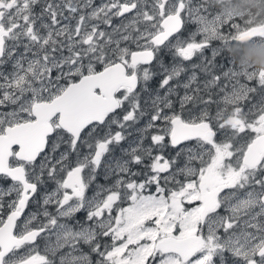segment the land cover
I'll return each instance as SVG.
<instances>
[{
  "label": "snow or ice",
  "instance_id": "6c2138e0",
  "mask_svg": "<svg viewBox=\"0 0 264 264\" xmlns=\"http://www.w3.org/2000/svg\"><path fill=\"white\" fill-rule=\"evenodd\" d=\"M211 7L0 0V264H264V70L229 53L264 26Z\"/></svg>",
  "mask_w": 264,
  "mask_h": 264
},
{
  "label": "rangeland",
  "instance_id": "374dc122",
  "mask_svg": "<svg viewBox=\"0 0 264 264\" xmlns=\"http://www.w3.org/2000/svg\"><path fill=\"white\" fill-rule=\"evenodd\" d=\"M97 4L101 2V0H96ZM195 2H199V0H195ZM213 7L210 8V11L213 13H218L225 20L229 18L238 19L240 21H246L248 23L244 24L243 27H251L253 25H258L264 23V0H210ZM222 31L225 34H228L232 29L228 25H225ZM213 47H221L222 42L214 41ZM243 47L242 43H234L229 50L231 52L236 50V48ZM247 47L245 55L243 58H240L237 61L236 55L231 54L234 58L235 62L238 65L243 66L245 68H255L258 70H264V42L262 43H253V45H244ZM211 55V49L206 50L205 55ZM259 54H261L259 56ZM226 61H222L219 65L223 70H227L230 66L226 64Z\"/></svg>",
  "mask_w": 264,
  "mask_h": 264
},
{
  "label": "flooded vegetation",
  "instance_id": "af4514ba",
  "mask_svg": "<svg viewBox=\"0 0 264 264\" xmlns=\"http://www.w3.org/2000/svg\"><path fill=\"white\" fill-rule=\"evenodd\" d=\"M254 42L257 43V44L258 43H262V41H259V40H250V39L245 40V39H242V40H240L237 43H242L243 47L236 48V50H233L232 52H231V50H229V53H230V55L231 54H235L236 58H237V61H238L240 58H243V56L245 55V52L247 50V47H244V45H248L250 47V45H253ZM229 53L227 51H224L223 54L217 58V63L220 64L222 61H226V58L229 56ZM260 55L261 54H259V56ZM208 56H210L209 52H208ZM250 86H256L255 81L250 82Z\"/></svg>",
  "mask_w": 264,
  "mask_h": 264
},
{
  "label": "water",
  "instance_id": "95a60500",
  "mask_svg": "<svg viewBox=\"0 0 264 264\" xmlns=\"http://www.w3.org/2000/svg\"><path fill=\"white\" fill-rule=\"evenodd\" d=\"M255 26H264V23L262 24H258V25H255ZM252 27V26H251ZM245 40H247V38H244Z\"/></svg>",
  "mask_w": 264,
  "mask_h": 264
},
{
  "label": "clouds",
  "instance_id": "9594fccd",
  "mask_svg": "<svg viewBox=\"0 0 264 264\" xmlns=\"http://www.w3.org/2000/svg\"><path fill=\"white\" fill-rule=\"evenodd\" d=\"M262 63H264V61H261Z\"/></svg>",
  "mask_w": 264,
  "mask_h": 264
}]
</instances>
